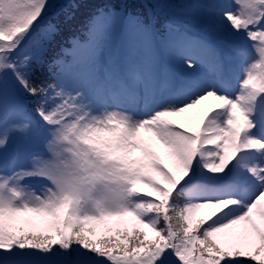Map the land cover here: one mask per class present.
Listing matches in <instances>:
<instances>
[{
  "label": "snow or ice",
  "instance_id": "1",
  "mask_svg": "<svg viewBox=\"0 0 264 264\" xmlns=\"http://www.w3.org/2000/svg\"><path fill=\"white\" fill-rule=\"evenodd\" d=\"M53 7L0 0V150L35 130L47 156L23 166L0 155V264H264V0L99 8L65 50L71 78L37 84ZM233 61L242 78L230 96ZM198 65L204 75H182ZM210 98L197 130L168 119ZM141 102L139 113L110 107Z\"/></svg>",
  "mask_w": 264,
  "mask_h": 264
},
{
  "label": "trees",
  "instance_id": "2",
  "mask_svg": "<svg viewBox=\"0 0 264 264\" xmlns=\"http://www.w3.org/2000/svg\"><path fill=\"white\" fill-rule=\"evenodd\" d=\"M104 1L110 4V8L113 5H119L122 8L127 4L129 5L127 8L129 9L128 12L133 14H144L151 11L149 6L153 3V0H68L65 4L55 6L56 9L53 11L58 10L54 13L56 17H54L55 15H51L48 19H50L49 22L56 25V33L47 45V50L42 55V63L35 65L33 74V81L35 83L39 84L42 81L46 83L53 82L56 69L60 65L57 61L67 59L63 46L70 44L71 37L83 36L84 25L93 13L95 6L100 5ZM167 2H172L173 5H179L184 0H167ZM159 19L162 21L163 17L161 16ZM195 29L194 27L193 30L195 31ZM26 99L34 106L31 97H27ZM157 180L162 184L164 183L163 178L159 175L157 176ZM146 193L151 194L152 197L156 196V193L151 188H147ZM199 217H201V213L197 214L194 219ZM130 229L131 225L129 224ZM141 230L148 231L143 228ZM149 236L152 237L153 234L149 232Z\"/></svg>",
  "mask_w": 264,
  "mask_h": 264
},
{
  "label": "rangeland",
  "instance_id": "3",
  "mask_svg": "<svg viewBox=\"0 0 264 264\" xmlns=\"http://www.w3.org/2000/svg\"><path fill=\"white\" fill-rule=\"evenodd\" d=\"M66 1L67 0H50V3H52L54 6L57 7L59 4L65 3ZM117 48H118V50H117L116 56L113 59V64L119 68V67H122L124 64L125 56H126V47H125L123 42H118ZM157 55H158L160 62L166 61L168 63V64H166L167 67H169L170 70L175 71L174 65L168 59V57L163 53V51H158ZM71 59L73 62V58H71ZM74 72L69 71L68 67H65L64 72L62 71V75L65 79H70ZM204 73H205V69L198 65L195 70H192V69L183 70L182 75H187V74L204 75ZM230 76L232 79L233 76L232 75H230ZM227 88H228V94L230 96H234L238 92L239 84L237 86H234V85H232L231 82L227 81ZM216 105H217V101L210 98L207 101H203L200 106H197L194 109H190L188 112L183 113L179 116L169 117L168 119H170L172 121L173 125H176V126L180 127L181 129H185V130H189V131H195L200 127V121L205 117V115L210 110L214 109L216 107ZM133 106H137L139 109L138 111L141 112L142 107H143V103L141 102L138 104H119V105L118 104H110V107L114 110L127 111L129 113H134L132 111ZM32 133L33 132H30V134H32ZM25 135L26 134H22V133H17L15 135V137L16 136L18 137L17 140L19 141V144H20L18 146L19 151H23L25 149V147H22L23 144H21ZM143 135L150 136L151 134L150 133H143ZM12 142H11V146H12ZM153 150L156 151L157 154L161 157L163 163L171 169L170 158L167 157V155H166L167 149H165L164 146L159 143V141H154ZM22 155H25V151L22 153ZM136 155L141 156L142 153L139 150H137ZM44 158H47V156L45 155ZM19 164L22 165V163H19ZM30 165H31V162L26 166H30ZM172 170H174V169H172ZM158 175H159L158 173H153V176L155 177V179H157ZM137 186L143 190V193H144V190L149 188V187H147L146 184H139ZM202 216H205L204 211H201V217Z\"/></svg>",
  "mask_w": 264,
  "mask_h": 264
}]
</instances>
